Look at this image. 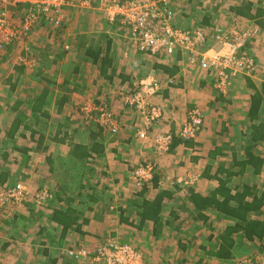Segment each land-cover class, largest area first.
Instances as JSON below:
<instances>
[{
    "label": "crops",
    "instance_id": "0c3cea01",
    "mask_svg": "<svg viewBox=\"0 0 264 264\" xmlns=\"http://www.w3.org/2000/svg\"><path fill=\"white\" fill-rule=\"evenodd\" d=\"M61 1L62 27H56L48 16L40 14V20L23 37L24 41L0 51V62L5 60L9 64V55L20 54L12 62L21 64L7 69V76L0 67V88L1 84H8L13 91L10 98L17 102L15 107L26 105L32 111L39 102L42 105L39 112L33 113L34 117L31 114L33 119L25 120L23 126L31 128L21 130L14 138L9 134L14 116L0 124V160H5L0 163V187H14L27 180L38 190L51 191L47 185L42 186L47 181L48 186L59 190L72 191L76 186L75 195L68 194L67 200L58 198L56 210L67 211L71 207L77 210L81 222L89 220L79 232L71 228L64 233L52 220L56 210L52 211V225L47 228L59 232L64 240L74 238L79 245L68 246L67 251L60 249V253V245L49 249L41 246V258L51 264H62L63 260L65 264H79L68 256L70 250L86 248L95 252L104 240L132 244V237L141 235V231L126 229L121 215L131 214L129 207L133 212L138 210L130 205L133 200H154L164 192L163 236L149 239L169 244L172 254L184 255L177 264H236L239 257L251 251L264 259V237L249 241L242 232L231 250L233 258H219L222 236L235 224L236 216L216 204L198 210L190 199L192 193L202 198L215 195L218 202L222 201V196L216 195L222 184L230 195L249 189L248 201L254 195L264 196V184L249 181L264 176V164L259 174L252 166L242 165L251 154L264 161V141L255 144L250 138L253 125L264 126V0H167L175 13L176 28L201 29L207 35L208 41L195 53L220 48L211 38L218 29L226 34L235 29L257 31L246 45V54L254 62L255 70L232 77L225 92L218 88V71L199 64L201 56L193 62L194 57L186 50L157 56L139 51L129 28L107 20L102 0ZM246 6L251 18L236 13ZM30 8L37 6L29 0H0V13L7 11L17 23L23 21ZM26 51L30 54L26 55ZM150 77L160 83L159 93L152 98V103L163 112V121L156 131L173 136L171 150L161 156L155 153L152 142L137 136L145 127L144 115L124 104L125 95ZM2 96L0 104L5 100ZM87 103L96 109L106 107L114 114L120 125L117 135L101 124L98 112L92 117L81 112ZM254 104H259V109H255L256 118L252 119ZM195 108L202 112V128L196 138L186 141L181 139L180 132L188 113ZM76 145L89 148L90 158L84 168L72 155ZM149 163L156 165L155 183L133 191L134 170ZM85 171L97 173H93L96 182L88 188L75 182ZM229 173L234 176L229 177ZM188 175L196 176L197 181L188 186L177 184ZM144 187L146 194L140 198ZM85 188L87 191L82 192ZM93 194L98 199L94 200ZM229 205L235 207L233 200ZM33 213L27 211L25 215L29 220L27 226L33 229L34 223L38 227L34 236L45 243L46 225L33 221ZM247 219L264 221V206L260 214L250 213ZM152 227L150 223L141 237L151 235ZM8 246L0 242L3 255ZM25 252L26 264H44L42 259H32L31 252ZM1 253L0 264H13L5 261Z\"/></svg>",
    "mask_w": 264,
    "mask_h": 264
},
{
    "label": "built area",
    "instance_id": "2783aa9c",
    "mask_svg": "<svg viewBox=\"0 0 264 264\" xmlns=\"http://www.w3.org/2000/svg\"><path fill=\"white\" fill-rule=\"evenodd\" d=\"M37 8H30L25 16L21 30L10 19L7 11L0 13V50H4L18 40L19 32L25 37L40 20V14L48 16L56 27H62V17L59 0H29ZM101 8L110 23L119 22L131 31L139 51L148 55L173 54L177 50H186L194 57L195 62L199 56V64L204 69L217 70L219 75L218 88L225 92L232 77L239 74H248L255 70V64L242 50L256 34V30L232 31L229 34L218 29L211 38L219 49L211 48L199 54L196 49L208 41L207 35L201 30H181L174 26L175 13L169 7L167 0H102ZM198 56V57H196ZM160 91V83L150 77L143 80L137 90L129 92L124 97V104L138 113L144 115L145 127L137 132L139 139L149 141L157 155L170 151L173 136L157 132L156 127L163 121L162 109L152 103V98ZM81 112L87 117L94 113L99 114L101 124L117 135L120 125L114 114L106 107L94 108L91 104H84ZM188 120L183 126L180 137L191 140L197 137L203 124V115L199 109H192L188 113ZM156 173L155 165L149 163L140 166L133 172V180L137 186L149 185ZM197 177L188 175L179 182L194 184ZM29 190L23 184L0 190V216L12 204H21L29 197ZM52 195L48 190H38L33 200L41 207H46ZM68 256L75 261L96 262L98 264H145L143 255L130 245H120L114 241L101 244L95 252L86 248L72 249ZM240 264H257L243 259Z\"/></svg>",
    "mask_w": 264,
    "mask_h": 264
},
{
    "label": "rangeland",
    "instance_id": "374dc122",
    "mask_svg": "<svg viewBox=\"0 0 264 264\" xmlns=\"http://www.w3.org/2000/svg\"><path fill=\"white\" fill-rule=\"evenodd\" d=\"M17 3H18V1L12 2L11 4L15 5ZM8 15H9V13H8ZM9 17L14 22V20L11 18L10 15H9ZM24 19H25V17H24ZM24 19L21 23H20V21L18 23L16 21L14 22L15 25L18 28H20V29H18L19 31L21 30V26L23 25ZM230 33H229V35H230ZM23 37L24 36L19 32L18 41L16 40L12 44V46L17 45V43L19 44L21 41H24ZM246 47L242 50V52L246 53V51H247ZM6 49H8V48H6ZM28 54H30V51H26V55H28ZM19 55L20 54L9 55V58H10L9 64L5 63V60H3V63L0 62V67L2 69H4L3 72L6 76L9 74V71L12 67L21 65L20 63L16 64L15 62H12V60L16 61V57ZM23 60H25V59H23ZM3 64L5 67L3 66ZM7 69L9 71H6ZM1 85L2 86L0 88V91L2 94H0V96L3 95L2 97L5 100H4V103L0 104V124H3L7 119H10L14 115L17 116L18 114H20L19 116H22L23 118L27 117L28 120L33 119L34 116L33 115H32L33 117L31 116V111L26 107V105H23V106H25V108H21L19 106L18 107L19 109L17 111L13 110L15 108V106L17 105L15 98L14 97L10 98V96L12 95L11 92H13V91L10 89V87L8 86L7 83L1 84ZM8 98H9V100H8ZM86 122H88V121L86 120ZM83 127L85 129H87L88 126L83 125ZM81 128L82 127L80 126V129ZM159 156H161V155H159ZM2 161H5V160L1 159L0 163H2ZM93 173L97 174L96 172L90 173L89 171H85V173H82V174L80 173V175L78 176L79 178L77 177L75 179V182L78 185L80 183H84L86 185V188H88L91 186V183L96 182L95 176ZM97 178H99V176ZM249 181L258 182L259 184L262 185V183L264 184V176L258 180L256 178H253V180L249 179ZM23 185L27 186L30 196L27 197L26 200L21 204L9 205L4 210L3 214L0 216V242L4 243L5 245L9 244V246L6 247V250L4 251V255L1 253L2 249L0 250L1 255H3V257L2 256L1 257L2 258L5 257L4 258L5 261L8 259L9 262L11 261L13 264L14 263L15 264H26L25 263L26 262L25 257L27 254L25 251H28L29 253L31 252L32 255L35 257L39 256L40 258H38V257L34 258L33 256H31L32 259L38 260V259H42L41 258V249L39 248L41 246H43V248L46 247V249H49L52 247L53 248L58 247L57 245H60V247L57 250V253H60V249L62 251L64 249H66V251H67L68 248H66V247L74 246V244L77 242L74 238L72 239L71 237H67L64 240L62 237L59 236V234H60L59 232L55 231L53 228H47V227H51L48 225H52L49 216H51L52 211H55L57 209V207H59L58 202H56V201H58V198L63 197L62 200H67L68 194L75 195L76 194V192H75L76 186H75V189H73L72 191H71V189L59 190V189L52 188V187L48 186L49 185L48 181L42 183V186L47 185L46 187H49L50 189H52L50 191V193H51L52 198H53V200H52L53 202H51V205L49 206V208H47V207L44 208V207H41L38 204H36L35 201L33 200V196L38 191V188H36V185L34 183H29L28 180ZM135 187H136V189H133V191H137V188L141 189V188H139V186H137V184H135ZM6 188H10V187L9 186H3V187H0V190L6 189ZM86 188H85V190H82V192L87 191ZM78 189H79V187L77 188V192H78ZM83 199H85V197H83ZM27 211H30L31 213L34 212L33 215H35V217L33 218V221L39 220V222L41 224L46 225V227H45L46 231L44 233L47 234L46 238H45V239H47V241H45V243H40L42 238L34 236V232L38 231V227L35 226L34 223L32 224L33 229H31L27 226L28 225L27 222L29 221L27 219V216H25ZM23 227H26V228L23 229ZM20 232H25V234L22 235ZM31 233H32V235H31ZM44 233H42V234H44ZM69 235H72V233H70ZM151 237H152L151 235L143 236V238H144L143 243L141 242L140 245H138V244L135 245V247L138 249V251L146 258L147 262L144 261L145 264H177L181 260H183L184 255H182L181 253L180 254H172V252L170 250H168L169 244L165 245L164 243L161 244L159 242L150 241L149 238H151ZM76 244L79 245L78 243H76ZM171 244H173V243H171ZM82 245H84V244H82ZM94 245H96V244H94ZM131 247L135 248L134 245ZM253 249H255L257 251V247H254ZM168 251H170L171 253H169ZM255 254H256V252H252V251L250 253L244 254L243 256L239 257L236 264H240V261L243 259H247V260L255 262L257 264H264L263 263L264 259L261 257H258V256H254ZM55 256H56V254L52 255L51 261L55 259ZM197 257H198V255L195 256L196 259H197ZM42 260L44 261V264H51L49 262L50 260H46V261L44 259H42ZM62 264H65L64 260L62 261ZM79 264H92V263L91 262L87 263L86 261H80Z\"/></svg>",
    "mask_w": 264,
    "mask_h": 264
},
{
    "label": "trees",
    "instance_id": "16d2710c",
    "mask_svg": "<svg viewBox=\"0 0 264 264\" xmlns=\"http://www.w3.org/2000/svg\"><path fill=\"white\" fill-rule=\"evenodd\" d=\"M246 10H248V6L238 9L236 13L239 16L251 18V16L248 15V12ZM258 99L259 101H261V96H259ZM39 103L36 106H34V108L32 109L31 111L32 115H34L33 113H37L40 111V108L42 105ZM255 109H259V104H254V110L252 111V116H251L252 119L256 118ZM13 110L17 111L18 107H15ZM19 115L20 114H18L17 116L14 115V121L12 122L10 131H9L11 138H14L15 136L20 135L21 130H25V129L29 130L28 128H31L27 125L26 127L23 126L24 124L27 123L25 120H28V119L27 117L23 118L22 116H19ZM250 138H252L255 144L258 142L264 141V126L262 125L254 126L253 125V132ZM95 148H91V150L92 149L95 150ZM72 155L76 157L77 163H79L80 167L84 168L86 166L88 159L90 158L89 148L87 146L76 145L72 149ZM248 158H249L248 161L242 164L243 167L245 168L246 166L250 165L255 169V173L259 174L261 172V167L264 164L263 159L258 158L252 154L249 155ZM155 168H156V165H155ZM228 176L232 178V176H234V173H229ZM153 181L155 183V176L153 180L150 182V184ZM177 184L185 185V186L192 185V184H186L185 182L180 183L179 181L177 182ZM222 185H223L222 188L216 192V195L222 196L223 198L222 201L218 202L215 195L209 198H202L198 195H193L192 193L190 195V199H191V202L194 203V206L196 207V209L198 210H205V209L214 207V205L216 204L217 206H220L224 209L226 208V211L229 213V215L233 214L234 217L236 216L235 224L233 226L228 227L226 232L223 234L222 236L223 243H222L220 250L217 253V256L219 258L231 259L233 258V255L231 254V250L234 247L236 237L239 232H242L245 238L249 241H255V240L260 241L264 237V221L262 220L259 221L256 219L255 220L247 219V216L250 213H253V212L257 214L261 213L262 208L264 206V196L258 197L254 195L253 200L248 201L247 197L249 196V193H250L249 189H246V191H243V192H237L236 195H230V190L227 187H224L225 184H222ZM142 187H139V188H142ZM146 187H144V189ZM146 191L147 189L141 191V194H139L140 198H142L146 194L145 193ZM94 192H97V191L94 190ZM165 194L166 193L162 192V194H159L158 198L154 200L135 199L130 205H135L134 207H137L138 210L136 212H133V208L129 207L131 214L126 213L127 215H124V214L121 215L120 221L121 223H124L125 225H127L126 229H129L130 227L133 231L135 230L141 231V235L133 236L130 241L133 243L131 244L128 242V244L132 246L133 245L135 246L137 244L140 245L141 243L140 240H143V237L141 236L146 234L145 230L148 228V225L150 223H152L153 225L152 229H154L150 231L151 236L155 237V239L163 236L162 235L163 234V223H162L161 218H162V212L164 208L166 207L163 204ZM95 198L98 199V197L93 194V199L95 200ZM232 200L235 204V207L233 208H231L229 205ZM46 207H48V205ZM52 220L62 227L64 233H67V231H69V229L71 228H74L77 232H79L81 227L89 222V220H83V222H81L79 213L77 212V210L71 207H69L67 211H61V210L57 211L56 210L54 212ZM104 242L106 241L104 240ZM120 245H126V244H120ZM135 249L138 251L136 247ZM144 261L147 262L145 257H144Z\"/></svg>",
    "mask_w": 264,
    "mask_h": 264
}]
</instances>
